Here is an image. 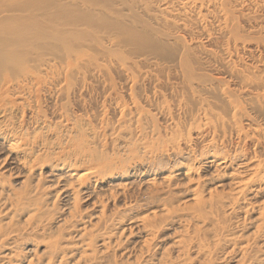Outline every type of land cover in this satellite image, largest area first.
I'll return each mask as SVG.
<instances>
[{
  "label": "bare ground",
  "instance_id": "6f19581e",
  "mask_svg": "<svg viewBox=\"0 0 264 264\" xmlns=\"http://www.w3.org/2000/svg\"><path fill=\"white\" fill-rule=\"evenodd\" d=\"M35 1L0 0V264H227L232 257L234 264H264L257 241L264 236V202L250 233H244V225L235 231L231 222L237 208L246 211L252 205L246 192L258 194L264 188V132L252 127L264 124V66H259L264 62V35L259 30L247 34L239 66H228L225 87L199 107L203 119L219 122V134L198 144L175 131L177 138H172L192 144L180 148L174 143L171 155H153L137 165L130 161L149 145L133 143L129 129L120 134L118 146L96 145L93 140L72 143L73 129L66 125L63 141L54 147L47 134L53 122L36 101L33 109L27 103L36 89L32 75L38 78L46 65L43 54L32 47L53 49L63 42L52 36L64 34L65 49L83 48L97 28L118 34L120 46L160 52L174 46H163L151 37L154 34L137 31L134 19L123 18L119 0H43L36 7ZM120 33H125L124 40ZM46 35L51 36L47 41ZM251 40L256 49L261 45L263 55L248 47ZM24 69L30 70L28 79L21 78ZM206 158L212 172L219 174L216 185L213 177L205 180L197 174L199 159ZM45 166L49 171L42 173ZM165 167L182 172L174 177L170 170L162 182L132 195L122 190L120 204L115 188L103 194L95 190L96 181L105 178H120L123 187L129 175L153 174ZM59 194L66 200L58 206ZM84 198L91 200L95 213L83 211Z\"/></svg>",
  "mask_w": 264,
  "mask_h": 264
},
{
  "label": "rangeland",
  "instance_id": "374dc122",
  "mask_svg": "<svg viewBox=\"0 0 264 264\" xmlns=\"http://www.w3.org/2000/svg\"><path fill=\"white\" fill-rule=\"evenodd\" d=\"M119 1L122 3L118 7L123 8L121 14L127 16L123 18L130 21L134 19L137 31L143 30L142 32L147 34H154L151 37L156 41L159 39L158 42L163 46L172 43L174 50L164 49L160 52L152 47H136L125 43L120 46L117 32L116 36L108 35L98 28L94 29L96 33L92 31L91 37L85 42L86 47L83 48L73 46V50L65 49L64 34L52 36L53 41L59 37L58 41L63 42L58 43L59 45L53 49L48 46L43 47L48 50L33 46L32 50L43 54L41 58L46 60V65L42 66L44 71H41L38 78L32 75L34 81L37 80L33 87L36 89L31 92L27 103L32 104L30 108L33 109L36 101V106L45 111L49 121L54 125L60 122L58 124L61 125H53L47 133L52 136L50 140L54 141V147L59 139L63 141L67 132L66 125L73 129L72 143L87 144L93 140L96 145L114 142L119 144L122 140L119 139L120 134L129 129L133 134V143L149 145L147 151L141 150L138 153L139 156H143V162L137 155L130 161L131 164L140 165L153 155H171L174 152L171 148H174V143L183 148L185 145L197 143V140L198 144H204L212 136L216 137L220 132L217 127L219 122H216L215 118L211 121L203 119L199 107L203 106L205 98L208 97L212 101L213 94H219L220 89L225 87L228 66H239L242 57L241 45L249 41L247 34L259 30V33L264 35V0H170L167 2L168 5L163 0ZM41 3L43 4V0H36L32 6H40ZM62 9L64 12V8ZM130 11L133 16L130 15ZM120 34L124 40L125 33ZM50 38V35H46L45 41ZM37 41L42 42V39ZM255 45L251 40L248 47L263 55L261 45L259 44L258 49ZM51 53L53 54L50 55ZM259 66H264V62L261 61ZM34 72L38 73L35 70ZM22 73L21 78L28 79L30 70L24 69ZM36 94L38 100L34 97ZM187 112L191 114L188 115ZM252 127L264 132V124ZM93 131L96 132L95 135L92 134ZM175 131L176 133L180 131L185 140L188 138L194 140L192 143L184 139L177 141L174 139L177 138L174 136ZM249 134L253 135V132L249 131ZM158 137L160 139H157ZM53 145L51 144L52 147ZM207 160L208 158L201 159L200 162L199 159L197 174L205 180L213 177L211 183L216 185L218 181L216 176L219 174L212 172L213 169ZM4 164L6 162L2 165ZM169 167L153 174L150 172L143 176L129 175L124 179L123 187L119 183L122 181L120 178H105L102 182L96 181L95 190L100 194L110 189L118 191L119 198L116 202L120 204V199L123 198L122 190L132 195L134 192L145 191L152 183L162 182L161 177L170 170L174 177H178L182 172L180 169ZM41 171L48 172L49 167L45 166ZM53 188L54 186H51V189ZM246 195L252 205H249L246 211L237 208L231 214V222L236 226L235 231H239L244 225L245 234L253 230L256 211L263 207L264 188L258 194L248 190ZM65 200L66 197L59 194L56 203L59 206L65 203ZM90 201L86 198L81 200L83 211L88 214L97 211L90 206ZM63 211L65 213V210ZM244 212L245 221H242ZM93 219L94 214L91 217V220ZM263 237H258L257 241L264 250V243L261 242ZM234 260L232 257L226 262L234 264Z\"/></svg>",
  "mask_w": 264,
  "mask_h": 264
}]
</instances>
